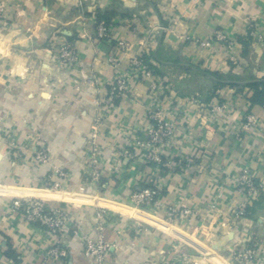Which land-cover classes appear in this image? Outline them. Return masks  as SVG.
I'll return each instance as SVG.
<instances>
[{
  "label": "crops",
  "instance_id": "crops-1",
  "mask_svg": "<svg viewBox=\"0 0 264 264\" xmlns=\"http://www.w3.org/2000/svg\"><path fill=\"white\" fill-rule=\"evenodd\" d=\"M0 6L1 262L92 264L80 236L68 241L65 260L45 257L46 233L10 207L11 199L40 197L67 209L90 236L96 209L108 210L106 264H232L230 253L249 245L258 251L251 264H264V96L254 97L264 82V0H0ZM104 18L108 37L93 39V19ZM216 30L232 40L231 51L221 42L207 48L194 42ZM118 41L128 44L126 53H118ZM61 42L77 49L71 69L50 50ZM115 53L113 67L108 57ZM139 54L157 87L131 74L127 95L100 108L115 72L128 73L130 57ZM214 103L227 108L212 114ZM156 107L176 120L171 167L119 162L112 149L124 146L126 135L143 137L146 115ZM248 113L256 121L244 129ZM96 114L104 158L99 189L85 181L83 149ZM34 133L49 150L47 163L32 161ZM178 156L194 164L176 166ZM56 168L68 177L58 179ZM242 168L262 185L253 198L238 190ZM49 176L61 181L58 191L42 186ZM148 184L159 190L152 214L120 204L128 189ZM243 202L251 213L240 218L233 211ZM165 205L192 213L176 227L165 222Z\"/></svg>",
  "mask_w": 264,
  "mask_h": 264
},
{
  "label": "built area",
  "instance_id": "built-area-1",
  "mask_svg": "<svg viewBox=\"0 0 264 264\" xmlns=\"http://www.w3.org/2000/svg\"><path fill=\"white\" fill-rule=\"evenodd\" d=\"M3 8L0 6V12ZM248 35L261 39L253 29H249ZM108 37L107 29L104 21L93 19V39L102 40ZM194 42L200 47H210L214 42H221L225 45L228 51L234 47L232 40L228 37L225 31L216 30L211 39L201 40L195 39ZM118 53H126L128 44L124 41L116 42ZM52 55L65 68L71 69L78 62L77 49L72 44L67 42L57 43L51 47ZM119 54L115 53L108 57V62L116 66L118 63ZM233 59V58H232ZM128 73L115 72L112 81L109 83L104 97L97 101L100 108L107 109L113 107L118 99L127 95L130 91V75L134 74L151 80V87L154 89L158 85L157 77L152 69L147 67L142 56L134 55L130 57L128 64ZM225 103H214L208 106L212 114L226 110ZM170 109L162 110L156 107L149 110L146 115V121L141 127L144 136L133 135L127 136L124 146L120 149H112L118 153L120 159L135 161L140 159L143 163H154L159 167L170 168L173 164V158L170 153L177 141L176 120L168 117ZM246 121L243 124L244 129H249L255 123L256 118L253 113L245 115ZM102 117L96 114L91 123V127L83 140V149L86 153V170L85 181L93 187L99 189V181L102 175V163L104 161L102 151L103 148L99 145L100 126ZM240 138V133L235 134ZM34 144L31 149L32 161L35 165L44 164L49 161V150L43 143L40 135L34 133ZM176 166L190 167L194 164V159L191 156L180 157L175 159ZM119 167V163H118ZM58 179H66L69 175L68 171L62 168L53 170ZM61 181L53 180L51 177L44 178L42 186L46 190L58 191L61 187ZM261 184L255 182L253 174L247 169L242 168L237 177V187L239 192L244 196L253 198L261 189ZM159 190L153 185H145L139 188L128 189L121 200L141 210H151L156 207ZM213 206V204H211ZM10 207L18 216L27 223L38 227L39 230L46 233L49 238V243L45 249V257L52 260H65L69 254V240L80 236L82 245V253L86 257L92 259V264H106V253L110 244L104 236L105 218L108 210L105 207H98L95 211L92 221L93 237L82 232V227L79 221L75 220L71 213L64 207L58 204H52L40 197L14 198L10 201ZM246 205L243 202L233 212L240 218L246 214ZM164 220L167 223H173L183 226L187 217L192 213V210L184 206L165 205ZM258 251L255 246L249 245L242 249H238L230 253L228 259L232 264H251L257 256ZM0 264H6L0 261Z\"/></svg>",
  "mask_w": 264,
  "mask_h": 264
},
{
  "label": "trees",
  "instance_id": "trees-1",
  "mask_svg": "<svg viewBox=\"0 0 264 264\" xmlns=\"http://www.w3.org/2000/svg\"><path fill=\"white\" fill-rule=\"evenodd\" d=\"M99 19V18H98ZM103 21L106 23V22H108V18H104L103 19ZM144 61V60H143ZM259 85H260V89L259 90H256V92H255V94H254V97H255V99L257 100L258 98H260V97H262V96H264V82H260V83H258ZM258 84H256V85H258ZM101 184H102V180H100L99 181V187L101 186ZM250 213H251V209L249 208V209H247V212H246V216H248V215H250Z\"/></svg>",
  "mask_w": 264,
  "mask_h": 264
},
{
  "label": "rangeland",
  "instance_id": "rangeland-1",
  "mask_svg": "<svg viewBox=\"0 0 264 264\" xmlns=\"http://www.w3.org/2000/svg\"><path fill=\"white\" fill-rule=\"evenodd\" d=\"M120 204H123V205H126V206H128V207H130V208H133V209H138V208H136V207H133L132 205H130V204H127V203H125V202H120ZM138 210H141V209H138ZM141 211H144V212H146V213H148V214H152V212H150V210H141ZM160 221H162V219H159ZM170 224V223H169ZM170 225H173V226H176L175 224H173V223H171ZM177 227V226H176ZM212 250V249H211ZM214 250V249H213ZM214 252H215V250H214ZM196 254H199L198 252L196 253ZM224 256V255H223ZM225 258V257H224Z\"/></svg>",
  "mask_w": 264,
  "mask_h": 264
}]
</instances>
